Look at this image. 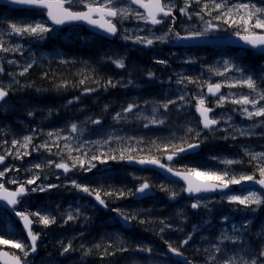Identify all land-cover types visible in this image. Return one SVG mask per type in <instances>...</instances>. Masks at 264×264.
I'll return each mask as SVG.
<instances>
[{
	"label": "snow or ice",
	"instance_id": "1",
	"mask_svg": "<svg viewBox=\"0 0 264 264\" xmlns=\"http://www.w3.org/2000/svg\"><path fill=\"white\" fill-rule=\"evenodd\" d=\"M8 2L25 8L41 10L51 24L43 20L31 22L0 20V25L3 26L0 27V54L23 56V46L12 41V37L19 39L33 37L44 40L49 33L55 31L52 25L83 23L109 36L120 34L124 41H131L145 47H151L156 43H166L170 38L177 43L199 40L210 33L223 31L225 30L223 26H227V28L234 29L232 35L238 37L244 45L264 55V0H181L180 4L178 0H8ZM193 5L198 6L199 10L191 11ZM177 11L188 21H193L195 18L200 26L197 27L195 23L187 24L184 34L176 31L177 16L175 13ZM129 20L136 22L135 29L122 27L124 22ZM166 21L168 22L167 30L163 34H157L154 31L156 26L163 25ZM5 36L9 39H5ZM106 59L117 68H126L123 58L109 56ZM238 59V57L225 59L219 66H209L208 72L211 76L225 78L220 81L214 82L211 77L205 80L201 77L194 78L176 74L175 84L183 85V87L176 90L177 94L174 99L169 97L159 101H144V105L149 106L150 114H145L141 104L135 100L122 107L121 111L113 116L115 122H126L134 118L144 121L145 128L165 125L168 114L173 110L172 106H175L177 111L182 108H194L195 113L198 114L196 125H193L191 121H186L170 136L148 141L147 147H141L145 144L143 137H121L109 134L101 140H80L79 137L83 136L85 128L76 122L70 124L69 135H64L63 129L51 130L45 134L47 139L40 144H35L34 140L43 130L35 128L30 130V134L20 138H13L10 141L0 140V149H2L0 165L3 166L0 170V264H34L29 257H34L38 252V241L42 233L34 231L33 225H43L44 228H48L57 223V216L45 205H40L35 210L19 207L26 204L25 198L33 193H45L55 188L71 187L92 196L98 205L109 209V203L106 200L108 197L141 199L150 195L157 187L150 178L133 176L134 179L140 181L135 190L126 187L112 188L111 186L105 189L103 185L92 188L68 176L69 173L77 170L92 172L95 169L99 172L97 165H106L110 161L151 166L159 169L166 178H175L169 179L168 183L160 184L159 190L165 192L170 200H175L181 193H186L192 198L190 207L194 210L202 208L206 213L211 214L212 206L222 202H227L228 205L233 206V211L241 213L255 214L264 208V151H256L251 146H243V156L247 157V161L243 158H220L215 155L209 157L210 160L225 165L223 168H204L187 164L178 166L176 164L178 159L188 154H196L206 139V137L202 138V130H208L213 134L215 132L226 133L220 137L221 139L264 137V71L259 75L254 74L247 66L238 63ZM37 62L35 56L21 64L18 60L6 59L5 55H0V76L5 74V63L19 67L18 72L6 73L11 77L7 83L0 81V112L8 111L11 105L7 97L10 92L17 90L16 86H21L16 77L28 74ZM60 62L68 63L69 61L61 59ZM155 62L168 64L166 60ZM44 75L47 76V73ZM147 76L153 79L155 73L149 71ZM169 79L171 80V77ZM90 80L97 87H85L84 93L96 92L99 88L107 90L118 86L139 87L131 79L114 81L108 78L102 83L91 76H84L77 84L83 86ZM69 83L64 81L55 87H67ZM188 85H194L195 90L190 93ZM224 88L229 91H222ZM233 89L246 91H232ZM79 99L78 96L74 97L73 100L68 101V104ZM226 105L235 107L228 111L216 112V109H224ZM107 108L108 105H105V110ZM233 114H239L251 123L241 126L235 122ZM28 115L33 116L34 112L29 111ZM49 115H51V110ZM87 123L99 125L101 120L89 117L82 122V124ZM180 130L184 135H177ZM113 143L117 146L111 147ZM34 153H48V157L39 162H32L23 169L14 163H6L9 157L12 160L23 161L25 157H31ZM49 157L59 159L54 160ZM245 163L253 168L251 173L234 170V165ZM54 169L59 172H54ZM108 171L110 170L106 168L102 174ZM9 172L17 174L23 172L28 175L24 178L20 175L9 177L7 176ZM61 173L66 177L67 183H46L50 175H55L59 180ZM180 181L183 184L177 189L175 185ZM6 185L15 187L9 188ZM233 186H239V188L235 189ZM210 193H219V200L209 197L207 194ZM109 210L116 213L119 220L129 225L132 221L140 224L150 222L148 219H141L139 213H129L119 208ZM9 214L20 222L27 239L20 237L19 230L15 229L16 221H10ZM82 215L86 221L89 219L79 206L73 208L69 205L68 209L60 213L62 226L75 222ZM177 216L181 219V224L178 225L167 223L166 219H160L161 227L157 234H162L166 230L183 233L182 224L188 218L182 210L177 212ZM210 223V220L202 219L201 222L193 224L191 231L184 234L185 238L179 241L178 246L164 240L167 251L180 257L183 264H194V261L185 256L182 249L189 245L193 237L201 233L202 229L207 230ZM252 223L251 218H246L237 224L232 221L231 217L224 215L222 216L224 226L218 229V235L212 239L208 235H199V240L206 242V246L197 248L198 252L203 253V264H264V226H260V230L253 233ZM252 237H255V242H250ZM102 239H106L107 243H96L91 248H86L81 244L80 249L83 250V256L91 255L93 248L97 250L103 248L102 256L115 255L116 251L130 250L120 233L110 234ZM161 239H164L162 235ZM60 244L62 246L61 255L76 250L71 240L66 244L60 241ZM6 248L15 251L6 250ZM135 250L148 254L153 253V249L147 245L138 244Z\"/></svg>",
	"mask_w": 264,
	"mask_h": 264
},
{
	"label": "rangeland",
	"instance_id": "2",
	"mask_svg": "<svg viewBox=\"0 0 264 264\" xmlns=\"http://www.w3.org/2000/svg\"><path fill=\"white\" fill-rule=\"evenodd\" d=\"M45 14L40 10L22 11L13 10L8 7H0V20H26L28 22L34 20H45ZM209 19V17H205ZM195 23L197 27L199 22L193 19L188 21L185 17L181 18L176 30L184 34L185 25ZM49 24V23H48ZM50 25V24H49ZM0 27H3L0 25ZM54 32L49 33L47 38L39 40L33 37L19 39L12 37L11 40L20 43L23 46V56L19 54H0L5 55L6 59H15L23 64L30 60L33 56L37 59L35 64L28 74L23 77L17 76L20 85L16 86L14 92H10L9 99L10 107L7 112H0V140L20 138L23 135L30 134L31 129H42L43 132L36 136L34 143L40 144L47 139L45 135L48 131L55 129H63L64 135H69V126L72 122H76L85 128L83 136L80 140L94 141L106 138L109 134L121 137H143L145 144L141 147H147V142L158 137H168L177 128L182 126L186 121H191L193 125L197 124L198 118L195 115L194 108L180 109L183 112H177L175 106L168 114V120L162 126H149L145 128L142 120L130 118L128 121L117 123L113 120V116L121 111L129 102L133 100L141 104L145 114H150L147 105L144 101H159L169 97H176V90L182 88L183 85H176V74H183L191 77H201L212 81H220L224 77L211 76L208 72L209 66H219L225 59L239 58L237 60L241 65L247 66L254 74H261L264 71V58L250 54L236 53L219 59L210 52H181L172 47L174 41L166 43H156L151 47L134 44L131 41H124L119 35L112 46L107 43L103 44L100 40L91 39L86 32L78 25H69L67 28L54 27ZM123 28L135 29L136 22L133 20L125 21ZM144 27V25H141ZM225 30L210 33L208 36H223L224 33H230L231 28L223 26ZM167 29L160 31L154 30L157 34H163ZM144 34V33H141ZM5 39L9 37L5 36ZM78 44V45H77ZM87 44L86 46H82ZM76 46V47H75ZM116 49V50H115ZM120 52V53H118ZM129 52H134L139 57L146 56V61L137 63L136 57L129 58ZM120 57L125 61L126 68H117L114 64L106 59V57ZM244 57V60H242ZM61 59L69 61L61 63ZM156 60H166L167 65L158 64ZM194 62L188 63L186 61ZM5 74L0 76V81L7 83L11 77L6 73L18 72L19 67L16 65L4 64ZM152 71L155 73V78L149 79L147 73ZM47 73V76L44 74ZM84 76H91L93 79H99L102 83L108 78L114 81L133 80L139 87H116L104 90L99 88L96 92L84 93L85 87H97L91 80L88 84L80 86L77 82ZM57 85L64 81L70 82L67 87H51L48 89L46 85L58 78ZM171 77V80L169 79ZM58 81V80H57ZM36 82L38 84H36ZM47 89L45 90V88ZM77 85V86H73ZM29 86V88H28ZM188 90L191 93L195 90L194 85H188ZM52 90L51 93L47 92ZM224 92L229 91L227 88ZM232 91H246L241 89H233ZM80 97L78 101L68 104L69 100L74 97ZM195 102L193 101V104ZM105 105H108L105 110ZM211 106V105H210ZM235 106L226 105L224 109H216L217 113L228 111ZM51 110V115L49 112ZM33 111L34 115L29 116L28 112ZM162 111V110H161ZM187 115V116H185ZM185 116V117H184ZM237 124L244 126L251 121L244 120L239 114H233ZM100 119L101 124L94 125L91 123L82 124L87 118ZM184 118V119H182ZM260 131V129H257ZM182 130L177 132L180 135ZM76 135V134H73ZM226 135L224 132H215L202 130V138L206 139L200 145V150L196 156L188 159H178V166L190 165L200 166L204 168H223L225 165L216 161L210 160L209 157L215 155L220 158H243L247 161V157L243 156L242 147L251 146L256 151H264V137H238L237 139H221ZM254 138V139H253ZM218 142H224L227 145L218 147ZM63 144V141H61ZM115 143L111 147H116ZM221 146V145H220ZM7 147V146H5ZM2 151V149H0ZM48 157V153H34L31 157H25L23 161L12 160L9 157L6 160L7 164H15L21 169L28 167L32 162H39ZM58 160V157H49ZM99 172H84L77 170L74 173H69L68 176L76 179L78 182L88 185L92 188H97L103 185L105 189L112 188H130L135 190L140 183L133 176L147 177L157 185L153 190L156 191V196L147 199L140 203H134V197L127 199H109V209L119 208L129 213H139L141 219H148L150 222L140 224L137 221L131 222V229L124 231L118 224L115 213L109 209L103 212V207L99 208L94 200H91L87 194L79 192L71 187L55 188L45 193H33L25 198L26 204L19 207H27L30 210H35L40 205L47 206L53 214L57 216V223L44 228L43 225H34V231L42 233L38 243V252L34 257L29 259L34 261V264H177L176 261L164 250L167 247L164 240L173 242L174 246L179 245V241L185 238V233L191 231V226L201 222L202 219L210 220L211 223L207 226V230L202 229L201 233L196 234L193 240L186 245L182 250L188 259L194 261V264H203V253L198 252L197 248L206 246V242L199 240V235H208L210 239L218 235V229L222 226V216L227 215L232 218V221L239 224L246 218H251L253 223L251 230H260V226H264V208H261L255 214L241 213L233 211V206L227 202L214 204L211 214L205 212L204 209H192L190 204L192 200L187 199L184 193H181L175 200H170L165 192L159 190V185L168 183L156 174L141 168H131L126 162H109L106 165H97ZM3 166L0 165V170ZM109 169L106 174L104 169ZM236 172L251 173L253 168L247 163L244 165H234ZM59 172V170H53ZM20 175L21 178L26 177L27 173H12L7 176ZM46 183L60 184L67 183L66 177L61 173L60 179L57 180L55 175H50ZM182 184H176L178 189ZM9 188H14V185H6ZM171 186V185H170ZM103 196V192L101 193ZM212 199L219 200L218 196H209ZM146 198V197H144ZM141 198V199H144ZM140 200V199H135ZM135 204V205H134ZM69 205L73 208L79 206L84 215L89 219L86 221L82 215L75 222H69L62 226L60 213L68 209ZM59 206V207H57ZM187 220L183 223L184 232L166 230L162 234H157L161 227L159 220L166 219L167 223L178 225L181 219L177 216V212L181 211ZM10 221H15L12 216ZM15 229L19 230L20 237L24 238L19 225L15 222ZM14 229V230H15ZM120 233L126 240L129 251H116L115 255H104L103 248L97 250L93 248L92 254L84 257L83 250L80 245H85L86 248H91L96 243L106 244L107 240L102 239L107 236ZM82 234V235H81ZM163 236V240L161 239ZM71 240L75 251L61 255L62 246L60 241L65 244ZM250 242H255V237H252ZM147 245L153 249V253H143L136 251V245ZM10 251H15L7 249ZM115 251V249H112ZM166 254V255H162Z\"/></svg>",
	"mask_w": 264,
	"mask_h": 264
},
{
	"label": "water",
	"instance_id": "3",
	"mask_svg": "<svg viewBox=\"0 0 264 264\" xmlns=\"http://www.w3.org/2000/svg\"><path fill=\"white\" fill-rule=\"evenodd\" d=\"M0 5H3V6H7V7H10V8H18V9H23V8H25L24 6H20V5H15V4H12V3H10V2H8V0H0ZM27 9H31V8H27ZM46 17V16H45ZM46 19H47V17H46ZM48 22H50V21H48ZM51 23V22H50ZM73 24H76V23H73ZM78 24H83V23H78ZM83 25H85L87 28H89V29H91V30H93L95 33H97V34H100V35H103V36H105V37H110L109 35H107V34H105V33H103V32H101L100 30H98V29H94V28H91L90 26H88V25H86V24H83ZM62 26H64V25H62ZM183 44H185V45H191V46H193V45H206V44H209V45H212V46H238V45H242V46H245V47H248V48H250V46H246V45H244L243 44V42L242 41H240L239 39H238V37H236V36H230V37H227V38H216V39H206V38H201V39H199V40H194V41H183L182 42ZM126 164L127 165H129V166H135V167H139V168H151V169H154V168H152L151 166H141V165H138V164H129V163H127L126 162ZM154 170H156V171H158L159 173H161V171L159 170V169H154ZM163 175V174H162ZM165 177V176H164ZM166 178V177H165ZM166 179H175V178H171V177H168V178H166ZM180 182H182V181H180ZM183 183V182H182ZM153 194V192H151V194L150 195H152ZM212 194H219V193H210V194H207V195H212ZM187 195V194H186ZM188 196V195H187ZM189 197V196H188ZM134 199H137V198H135L134 197ZM15 218V217H14ZM16 220H17V218H15ZM18 221V220H17ZM19 222V221H18ZM122 222V221H121ZM20 223V222H19ZM34 226V225H33ZM20 227H21V229H22V226H21V224H20ZM22 231H23V233L26 235V233H25V231L22 229ZM27 238V237H26ZM171 255H173V254H171ZM174 256V255H173ZM175 257H177V256H175ZM180 261H182L181 260V258L180 257H177Z\"/></svg>",
	"mask_w": 264,
	"mask_h": 264
},
{
	"label": "flooded vegetation",
	"instance_id": "4",
	"mask_svg": "<svg viewBox=\"0 0 264 264\" xmlns=\"http://www.w3.org/2000/svg\"><path fill=\"white\" fill-rule=\"evenodd\" d=\"M181 3V0H178V4H180ZM199 10V8H198V6H196V5H193V8L191 9V11H198ZM176 16H177V25H176V27L178 26V24H179V22L181 21V18H182V16H180L179 15V12L177 11L176 13ZM176 27H175V29H176ZM83 30H84V28L83 27H81ZM168 28V22L166 21L163 25H161V28L159 29V30H162V29H167ZM177 31V30H176ZM233 31H234V29H232V33H233ZM232 33H230V34H232ZM86 34H89V33H86ZM225 35H223V36H226V35H230L229 33L227 34V33H224ZM92 38H94V36H92V35H90ZM207 37H209V36H207ZM212 37H214V36H212ZM174 41V40H173ZM173 48L174 49H176V50H178V51H183L184 49L182 48V47H174L173 46ZM188 50L190 51V52H192V51H197V52H208V50H206V49H203V50H191V49H186V51L188 52ZM217 52H222V49H220V48H216L215 49ZM225 50H229V49H225ZM232 50H234V51H236V52H240V53H243V54H256V52L255 51H253V50H249V49H246V48H233ZM258 54V53H257ZM254 139V138H253ZM105 209V208H104ZM108 209H105V211H107Z\"/></svg>",
	"mask_w": 264,
	"mask_h": 264
},
{
	"label": "trees",
	"instance_id": "5",
	"mask_svg": "<svg viewBox=\"0 0 264 264\" xmlns=\"http://www.w3.org/2000/svg\"><path fill=\"white\" fill-rule=\"evenodd\" d=\"M118 53H120V52H118ZM138 57V56H137ZM146 56H141V57H139L138 59H136V61H137V63H139L140 61H146L147 60V58H145ZM61 77H58V78H54L55 80H53L51 83L52 84H49V85H46V87H48V89H51V87H54V86H56L57 84H58V82H59V79H60ZM58 80V81H57ZM36 84H38L37 82H36ZM43 86V85H42ZM44 87V86H43ZM28 88H29V86H28ZM45 88V87H44ZM30 89V88H29ZM45 90H47L46 88H45ZM51 91L52 90H48L47 92H49V93H51ZM177 112H183V111H177ZM185 116H187V115H185ZM184 116V117H185ZM182 119H184V118H182ZM181 136L182 135H184V133H183V131H182V133L180 134ZM109 199H115V198H109ZM135 205V204H134ZM7 249V248H6Z\"/></svg>",
	"mask_w": 264,
	"mask_h": 264
}]
</instances>
